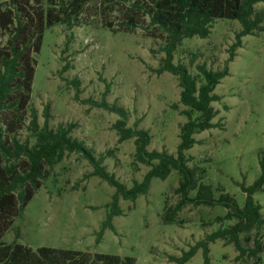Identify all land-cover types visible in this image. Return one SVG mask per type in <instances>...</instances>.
Segmentation results:
<instances>
[{"label": "rangeland", "instance_id": "rangeland-1", "mask_svg": "<svg viewBox=\"0 0 264 264\" xmlns=\"http://www.w3.org/2000/svg\"><path fill=\"white\" fill-rule=\"evenodd\" d=\"M124 1L108 4L106 0H93L82 14L81 26L69 29L56 24L45 32L42 49L36 56L31 104L38 110L41 125L49 104L52 127L75 123L74 137L86 141L99 154L112 150L113 155L104 161L107 170L132 187L135 180H143L150 166L135 164L134 139L118 142L114 124L120 115L93 106L90 100L123 106L129 114V127L140 120L139 127L150 130L153 138L149 150H167L175 155L181 140L180 127L188 118L182 114L186 107L180 104L182 88L176 75L156 72L166 58V41L147 28L150 19L142 21L132 33L114 32L104 26L107 20L120 26L118 21L124 18L131 2ZM252 19L258 20V25L252 34L243 37L242 46L229 62V75L215 90L222 97L213 103L218 111L214 122L220 127L196 134L199 143L187 151L190 167L202 162L207 168L205 181L213 185L214 196L222 192L217 187H223L240 207L246 202L241 184L250 186L262 174L263 1L255 6ZM240 22L220 18L213 23L208 38L183 39L176 47L174 62L187 64L193 74L201 63L210 69H223L232 55L237 33L243 28ZM74 80L80 82V99L76 97ZM174 104H179L178 109ZM28 135L25 127L19 132L22 141ZM92 171L94 167L80 153H67L3 240H17L35 249L52 246L131 255L136 258L135 264H179L171 258L181 257L185 250L206 239L221 226L215 222L217 216L227 212L221 205L188 204L178 213L183 223L165 222L162 215L166 205L174 207L180 199L175 192L180 176L173 171L165 180L154 177L148 194L140 195L136 202L120 199L123 214L114 217L115 229L107 228L97 242L116 188L92 176ZM254 198L262 205L264 215V187L254 193ZM234 223L235 220L226 224ZM252 235L251 243L243 241L244 247L253 248L257 239L264 245V227H254ZM244 237L241 235V240ZM209 247V264H264V250L260 253L262 261L257 263L251 253L240 256L234 243L218 239ZM205 259L200 248L186 264H206Z\"/></svg>", "mask_w": 264, "mask_h": 264}, {"label": "trees", "instance_id": "trees-1", "mask_svg": "<svg viewBox=\"0 0 264 264\" xmlns=\"http://www.w3.org/2000/svg\"><path fill=\"white\" fill-rule=\"evenodd\" d=\"M92 1L6 0L0 3V264L136 263L135 256L131 255L92 253L52 246L35 249L17 240L11 243L3 240L15 220L22 215L27 204L44 186L67 153H80L94 167L92 176H99L116 188L111 203L107 205L108 216L102 222L97 242L102 239L107 228L115 229L114 217L123 214L120 199L136 202L140 195L148 194L154 177L165 180L170 173L177 171L180 185L175 192L180 199L174 207L168 204L164 207L162 217L165 222L183 223L182 219H178V213L188 204L212 207L221 205L227 212L224 216H217L215 222L221 225L218 229L189 250H185L181 257H172L171 261L186 264L203 248L205 263L209 264V244L222 239L227 243H234L240 256L251 253L257 257L256 262L260 263V253L263 252L264 245L258 239L250 249L242 244L243 241L252 242L254 227H264V215L261 213L263 207L254 198V193L264 187V149L260 151L261 176L250 186L241 184V189L246 194L244 207H240L233 196L225 193L223 187H217L222 192L215 197L213 185L205 181L207 168L202 162L190 167L187 151L199 143L196 134L220 127V123L214 122L218 111L213 103L220 101L222 97L215 90L222 79L229 75V62L236 56L237 48L242 46L243 37L252 34L258 25V20H253L252 17L255 6L264 0H131L128 11L124 12V18L118 21L120 26L115 27L113 21L104 22V26L114 32L132 33L142 21L150 19L146 23L147 28L151 27V33H155V37L166 41V58L156 72L159 75L164 72L176 75L182 88L180 104L186 107L182 114L188 118L180 127L181 140L175 155L167 150H149L153 138L150 130L140 128V120L129 127V114L123 106L117 103L110 105L107 100H90L93 106L106 108L120 115V119L114 124L119 135L118 142L134 139L135 164L139 162L150 166L143 180H135L132 187H128L107 170L104 161L113 155L112 150L99 154L86 141L74 137L75 123H60L56 129L52 127L49 104L44 109L45 119L41 125L38 110L31 104L36 56L42 49L43 35L56 24L66 25L69 29L81 26L82 14L88 6H92ZM106 1L108 4L121 2ZM220 18L239 20L243 26L237 33V41L225 67L214 70L206 63H201L196 66L198 72L193 74L187 64H176L173 60L175 50L183 39L196 36L208 38L213 23ZM73 84L76 87V97L80 99V82L74 80ZM173 107L178 109L179 104H174ZM24 127L30 135L22 141L19 132ZM192 191L195 193L191 196ZM233 220L235 223L227 226L226 223ZM243 234L245 237L241 240Z\"/></svg>", "mask_w": 264, "mask_h": 264}]
</instances>
